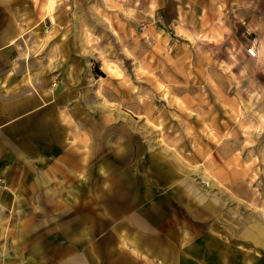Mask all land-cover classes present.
I'll use <instances>...</instances> for the list:
<instances>
[{
  "label": "rangeland",
  "instance_id": "1",
  "mask_svg": "<svg viewBox=\"0 0 264 264\" xmlns=\"http://www.w3.org/2000/svg\"><path fill=\"white\" fill-rule=\"evenodd\" d=\"M0 2L20 54L45 56L50 99L83 109L67 117L110 108L132 135L202 153L220 264H264V0Z\"/></svg>",
  "mask_w": 264,
  "mask_h": 264
},
{
  "label": "crops",
  "instance_id": "2",
  "mask_svg": "<svg viewBox=\"0 0 264 264\" xmlns=\"http://www.w3.org/2000/svg\"><path fill=\"white\" fill-rule=\"evenodd\" d=\"M15 16L0 2V264H220L202 153L132 135L110 108L67 117L83 109L50 99Z\"/></svg>",
  "mask_w": 264,
  "mask_h": 264
},
{
  "label": "built area",
  "instance_id": "3",
  "mask_svg": "<svg viewBox=\"0 0 264 264\" xmlns=\"http://www.w3.org/2000/svg\"><path fill=\"white\" fill-rule=\"evenodd\" d=\"M246 54L251 58H257L256 49L253 47H249L246 49ZM2 181V180H1Z\"/></svg>",
  "mask_w": 264,
  "mask_h": 264
}]
</instances>
